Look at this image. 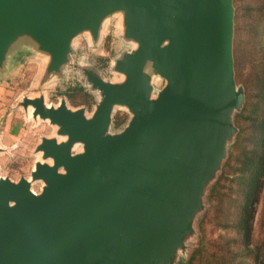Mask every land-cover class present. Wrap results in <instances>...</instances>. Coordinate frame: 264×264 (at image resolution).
I'll return each mask as SVG.
<instances>
[{"label":"water","instance_id":"obj_1","mask_svg":"<svg viewBox=\"0 0 264 264\" xmlns=\"http://www.w3.org/2000/svg\"><path fill=\"white\" fill-rule=\"evenodd\" d=\"M117 14L135 44L115 62L123 78L76 65L100 94L91 116L44 94L22 102L56 136L30 178H0V264H179L245 100L233 0H0V74L26 49L46 59L45 85L59 80L76 37L96 40ZM155 76L166 80L156 95ZM116 106L131 118L113 132Z\"/></svg>","mask_w":264,"mask_h":264},{"label":"rangeland","instance_id":"obj_2","mask_svg":"<svg viewBox=\"0 0 264 264\" xmlns=\"http://www.w3.org/2000/svg\"><path fill=\"white\" fill-rule=\"evenodd\" d=\"M233 4L235 80L237 86L243 88L245 100L242 108L233 114L237 132L228 145L222 168L203 197V207L195 216L192 230L184 239L185 248L178 252L179 262L189 259L199 246L203 232L209 239L221 237L226 247L235 241V248L246 250L239 264H260L257 256L264 260V15L261 19L264 0H233ZM121 22L118 14L109 18L96 40L88 32L77 36L73 42V65L66 67L64 75L49 85H45L41 77L45 58L26 49L17 51L12 57L7 72L0 74V178L9 177L15 182L23 177L30 178L42 156L37 147L44 137L56 136V127L50 121L36 120L32 108H24L22 102L25 97L35 98L44 94L48 105L55 106L65 99L72 109L84 107L86 114L91 116L100 94L91 89L82 69L76 65L84 64L109 81L123 78L114 70L115 62L124 52L133 50L135 44L123 37ZM152 83L156 95L165 86L166 80L155 76ZM130 118L131 113L125 107L116 106L111 130H121ZM81 149L82 146H77L74 151ZM251 163L252 166L246 168ZM242 173L245 175L240 178ZM222 175L223 197L226 198V192L229 195L222 213L227 216L224 217L226 225L223 223L221 229L216 228L214 220L210 221L214 218L213 211L202 227L204 215L212 205L211 191ZM42 187V181L33 184L36 192H41ZM254 192L251 242L242 245L235 230V221L239 206L246 200V193Z\"/></svg>","mask_w":264,"mask_h":264},{"label":"trees","instance_id":"obj_3","mask_svg":"<svg viewBox=\"0 0 264 264\" xmlns=\"http://www.w3.org/2000/svg\"><path fill=\"white\" fill-rule=\"evenodd\" d=\"M264 11V5L261 8ZM264 13L262 12L261 19L263 18ZM264 90V88H263ZM252 166L250 164H247L246 168H250ZM245 174H240V178H243ZM222 177L215 183L213 186V189L211 191L210 201H212V207L210 206L207 210L206 214L204 215V218L202 220V227L203 224L207 221L208 218H210L212 212L214 223H216V228L221 229L220 225L223 223L226 225V222L224 221V216L222 213L225 211L226 207V200L229 199V195L226 192V198L223 197L224 191H222L221 182ZM239 178V179H240ZM256 181V178H254ZM252 182V183H253ZM251 183V184H252ZM257 184V182H256ZM247 197L245 202L239 206L238 211V218L235 221L236 222V232L238 233L241 244L242 245H249L251 242V225H250V219L252 217L253 212V202L255 200L256 192L252 193H246ZM228 196V197H227ZM224 207V208H223ZM202 239L200 241L199 246L194 250V252L191 254L188 260H182L179 262V264H239L238 261H240V257H243L242 255H245V251L240 250V247L235 248V241H231L229 243L228 247L224 244V241L222 238H215V239H209L205 232H203ZM262 244L264 245V222H263V240ZM258 262L260 264H264V260L260 258V256H257Z\"/></svg>","mask_w":264,"mask_h":264}]
</instances>
